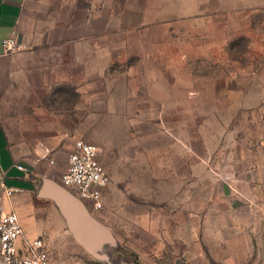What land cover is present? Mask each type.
Wrapping results in <instances>:
<instances>
[{"label": "rangeland", "instance_id": "rangeland-1", "mask_svg": "<svg viewBox=\"0 0 264 264\" xmlns=\"http://www.w3.org/2000/svg\"><path fill=\"white\" fill-rule=\"evenodd\" d=\"M213 3L212 12L152 29L166 43L150 58L144 46L130 44L102 77L92 72L79 80L85 91L55 86L50 106L32 109L38 122L15 123L22 109L2 107L11 113L4 123L10 144L23 160L47 161L38 159L46 146L53 157H67L77 140L100 147L110 183L102 208L82 200L71 215L79 234L104 225L120 249L136 255L135 245L153 237L128 233L146 223L166 230L163 238L178 250L177 231L181 245L192 244L180 254L183 264H230L228 253L244 264L264 260V204L249 200L257 194L264 201V165L255 168L264 159V0ZM81 259L100 264L74 252L58 264Z\"/></svg>", "mask_w": 264, "mask_h": 264}, {"label": "crops", "instance_id": "crops-1", "mask_svg": "<svg viewBox=\"0 0 264 264\" xmlns=\"http://www.w3.org/2000/svg\"><path fill=\"white\" fill-rule=\"evenodd\" d=\"M213 2L214 0H0V50L3 39L15 30L23 46L16 54L0 57V219L4 214L16 211L25 237L46 238L51 264L60 263L66 252L88 254L96 257L100 264H183L180 254L190 251L192 244L181 245L182 234L177 231L173 238L180 243L178 250L174 243L169 244L163 238L167 236L166 230L152 229L146 223H142L139 231L134 230L135 234L128 233L153 237L142 238L141 243L135 245L136 255L132 254L133 251L120 249L117 234L104 225L96 227L89 234H79L72 228L71 214H66L51 195L44 193L49 190L45 181L51 180L74 195L72 190L60 182L73 147L67 157H54L53 165L48 161L38 164L21 159L20 153L10 144L8 131L4 126L8 121L7 113H11L3 112L2 107L7 110L12 106L22 109L21 112H15L19 117L14 120L15 123L38 122L35 116L40 112L32 109L49 107L48 94L51 93L52 100L55 86L73 83L77 85L75 90L85 91L83 85L88 75L94 73L102 77L112 61L127 57L130 44L144 46L146 58H150L151 52L160 51V48H155L156 44L166 43L164 38L161 40L152 35V29L166 28L168 24L192 13L212 12L215 10ZM221 10L230 9L223 7ZM80 79H83V84ZM57 90H61L60 87ZM12 91L16 95L20 93L22 98L19 100L16 96L11 99L8 93ZM24 108L31 110L24 112ZM19 164L24 165L27 170L20 169ZM45 165L48 170L43 172L45 174H40ZM263 165L264 159L260 157L259 160L258 157L256 171L262 170ZM258 184L255 183L254 186ZM9 191L13 192L9 194ZM249 200L255 207L258 205L261 208L264 204L257 194L249 196ZM117 214L120 212L115 215ZM228 257L230 264H244L240 259L237 262L231 260L230 253ZM82 261L79 260L78 264H82ZM0 264H3L1 259ZM253 264H264V260L256 259Z\"/></svg>", "mask_w": 264, "mask_h": 264}, {"label": "built area", "instance_id": "built-area-1", "mask_svg": "<svg viewBox=\"0 0 264 264\" xmlns=\"http://www.w3.org/2000/svg\"><path fill=\"white\" fill-rule=\"evenodd\" d=\"M22 48L15 30L3 39L1 56L18 53ZM54 149L43 147L38 159L55 164ZM99 146L85 140H77L69 154L68 165L61 176V183L72 190L74 196L90 202L95 209L103 207V189L110 183V177L101 160ZM22 170H27L19 164ZM13 191H9L11 194ZM0 259L3 264H51L48 242L43 236L25 237L24 228L16 211L4 214L0 219Z\"/></svg>", "mask_w": 264, "mask_h": 264}, {"label": "water", "instance_id": "water-1", "mask_svg": "<svg viewBox=\"0 0 264 264\" xmlns=\"http://www.w3.org/2000/svg\"><path fill=\"white\" fill-rule=\"evenodd\" d=\"M49 190L45 191V194L51 195L59 204L60 207L64 210L66 214L73 215L75 209H78L82 203L74 195L67 193L62 187L58 186L55 182L51 180L45 181ZM81 204V205H80Z\"/></svg>", "mask_w": 264, "mask_h": 264}]
</instances>
